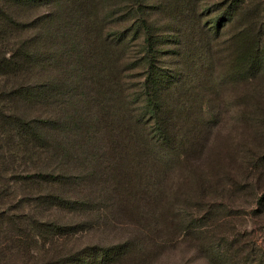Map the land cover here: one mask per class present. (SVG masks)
Listing matches in <instances>:
<instances>
[{
  "label": "trees",
  "instance_id": "trees-1",
  "mask_svg": "<svg viewBox=\"0 0 264 264\" xmlns=\"http://www.w3.org/2000/svg\"><path fill=\"white\" fill-rule=\"evenodd\" d=\"M259 86L264 0H0V183L73 214L0 212V264H153L205 226L207 264H264L177 202L257 195Z\"/></svg>",
  "mask_w": 264,
  "mask_h": 264
},
{
  "label": "rangeland",
  "instance_id": "rangeland-1",
  "mask_svg": "<svg viewBox=\"0 0 264 264\" xmlns=\"http://www.w3.org/2000/svg\"><path fill=\"white\" fill-rule=\"evenodd\" d=\"M213 2V0H212ZM46 9V7H43ZM39 11V10H38ZM26 22H32L30 16H26ZM260 94L259 108H258V128L259 134H262V145L258 151V157H264V95L258 87ZM259 178L261 183H258V192L255 197L242 196L237 192L231 191L228 188L219 194H210L207 197L197 199L193 197L186 199L178 198L177 202L183 207L184 203L189 205L198 204L200 206L194 209H187V213L192 217L198 218L209 215L212 220H218L221 227L216 232L219 238H224L229 235V241L233 239L240 240V248L246 249L242 256L248 253L252 246L261 251L262 258L264 257V163L261 162ZM20 170L15 174L9 172L8 178H5L0 183V212H9L15 216L26 215L42 216L44 219L61 218L64 222H73V214L60 212L59 209L38 206V198L48 194L46 184H37L32 182H25L17 179L20 176ZM17 176V177H16ZM7 179V180H6ZM256 193V191H255ZM81 217L76 218L81 222ZM208 227H199L191 231H183L179 237V247L170 254L166 259L165 255L154 260L153 264H164V260L170 264H207L209 259L204 256L199 246L206 244V236L203 234ZM112 233V232H111ZM107 230L102 231V228H93L88 230L86 228L75 232L69 240V247L83 249L86 246L110 245L112 243L113 235ZM237 236V237H236ZM233 238V239H232ZM177 244V245H178ZM260 258V259H262ZM21 262V261H20ZM19 263V261H18Z\"/></svg>",
  "mask_w": 264,
  "mask_h": 264
}]
</instances>
